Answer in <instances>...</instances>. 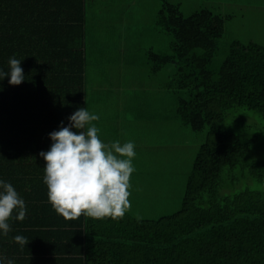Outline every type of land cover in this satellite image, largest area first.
<instances>
[{
    "label": "trees",
    "instance_id": "1",
    "mask_svg": "<svg viewBox=\"0 0 264 264\" xmlns=\"http://www.w3.org/2000/svg\"><path fill=\"white\" fill-rule=\"evenodd\" d=\"M89 6V0H0V72H9V59L15 57L25 76L20 86H11L10 77L0 75V180L17 191L47 189L27 177H44L40 153L50 149V133L60 129L53 126L59 113L85 108ZM144 17V26L129 30L145 32L147 39L156 30L173 38L168 52L146 51L152 75L175 68L166 82L159 77L155 83L164 107L170 96L174 106V118L164 121L170 124L160 127L156 140L170 154L157 148L155 167L174 172L176 153L186 146L177 144L185 143L175 138L179 126L206 132L180 207L157 218L127 211L118 219L82 215L66 221L41 194L34 202H44L46 211L35 212L48 220L20 222L14 213L8 235L0 230L3 264L7 259L14 264H264V161L252 154L257 136L246 137L225 125L229 111L237 108L254 111L264 121V45L231 40L215 66L227 33L223 12L202 7L185 15L180 4L161 0ZM127 56L130 62L133 57ZM157 103L152 104L160 110ZM151 129V138L158 137L156 127ZM146 163L152 166V158ZM37 226L59 230H24ZM17 235L27 238L23 249L14 240Z\"/></svg>",
    "mask_w": 264,
    "mask_h": 264
},
{
    "label": "rangeland",
    "instance_id": "2",
    "mask_svg": "<svg viewBox=\"0 0 264 264\" xmlns=\"http://www.w3.org/2000/svg\"><path fill=\"white\" fill-rule=\"evenodd\" d=\"M131 1L132 0H128L123 8V16L128 18L127 27L132 25L135 27L145 21H137L136 18L140 15L139 9L131 7ZM171 1L173 4H180L181 10L185 15H190L202 7H209L217 12L224 13L227 18V33L221 40L219 49L221 51H219L216 58L215 66H219L223 61L225 47L231 40L237 38L245 42L254 41L264 45V0ZM151 5L158 8L156 2H152ZM140 11H142V9ZM144 14L143 12L142 18H145ZM140 26H144V24H140ZM128 36L129 38L124 40L112 39L109 44L110 48L111 44H113V46L116 45L119 48L118 50L123 49V79L126 80V85H131V81L135 80L140 81L141 84L144 82L150 83L143 84L144 88L142 89L148 91L150 85L154 97L156 95L154 91L157 88L155 83L159 77L166 82V80L169 79L168 77L174 74L175 68L171 65L158 76L152 75L148 64H145V59L147 58L146 51L153 48L161 52H168V50H170L169 45L172 44L173 38L166 33L160 34L158 30H156L155 34H152L149 39L146 38L147 35L145 32L141 34L130 32ZM105 42L108 43L109 41ZM127 55L131 57L135 56L134 58L136 61L130 64ZM130 60H133V58H130ZM113 73L119 74L121 71ZM171 97L172 96L169 98L170 102L172 101ZM226 121L227 123H225V125L231 126L232 128L237 127L239 133L246 135V137H251L252 135L257 136V140L253 144L252 154L255 158L259 159V161H264V121L262 118L254 111L245 108H237L229 111ZM128 130L129 133L134 131L136 134V156L133 160L136 171L130 178L131 187L129 191L131 194L129 200L131 208L128 212L134 213V215L139 218H157L165 213L174 211V209L177 211L184 195L183 188L187 176L192 168L198 148L205 140L206 132H195L189 126L186 128L179 126L175 138H182L185 140V143L179 144L177 142L178 140L176 142L181 147L182 145L186 146L183 152L176 153L177 158L174 160V172L165 174L162 169H157V167H155L153 158V156L156 155L155 151L157 148H160L163 153L170 154L166 148L167 146L164 148V145L159 146V144H157L156 140H160V137H156L154 132L153 138L143 137V132L139 129V123H136L134 127V123L130 122V128ZM164 137L166 136L164 135ZM150 158H152V166L146 163ZM169 164L173 163L170 161ZM150 167H152V169ZM253 183L260 184L257 182ZM260 185L261 188L264 189V183ZM166 187L170 188V191L167 190ZM253 187H257V185L253 184ZM168 207L169 211H167Z\"/></svg>",
    "mask_w": 264,
    "mask_h": 264
},
{
    "label": "clouds",
    "instance_id": "3",
    "mask_svg": "<svg viewBox=\"0 0 264 264\" xmlns=\"http://www.w3.org/2000/svg\"><path fill=\"white\" fill-rule=\"evenodd\" d=\"M9 66L10 71L0 75L10 77L11 86H20L25 80L21 61L11 57ZM99 119L87 108H80L69 117V126L61 124L58 131L50 133L51 147L40 153L46 162L43 181L48 201L66 221L82 215L95 220L118 219L131 208L129 189L136 171L135 144L103 142L98 135L100 129L93 123ZM14 213L19 221L26 218L25 201L11 183L0 180V230L5 236L11 231L9 221ZM14 240L21 249L28 244L21 235ZM6 264L14 261L7 259Z\"/></svg>",
    "mask_w": 264,
    "mask_h": 264
},
{
    "label": "crops",
    "instance_id": "4",
    "mask_svg": "<svg viewBox=\"0 0 264 264\" xmlns=\"http://www.w3.org/2000/svg\"><path fill=\"white\" fill-rule=\"evenodd\" d=\"M160 1L161 0H151V2L150 0H132L131 7L138 8L140 13L136 18L137 21L142 22V20H144V18H142L143 12L146 14L147 10H153L154 7L151 5L152 2H156L158 7ZM127 2L128 0H89L90 9L87 17L88 33L87 45L85 47L86 65L82 84V102L90 113L99 115L100 119L93 123L100 129L98 135L103 142L110 143L120 141V143L123 144L131 141L136 145V134L134 131L129 133L128 130L130 128V122L134 123V127L136 123H139V129L140 131L142 130L143 137H151V126L153 125L156 127L157 135L159 136L161 135L160 127L165 128L166 125L170 124L168 121L169 123L165 125L166 122L164 121L170 116L174 118V106L171 105L170 100H168L167 106L164 107V100H161V94L157 95L159 86H157L154 91L157 95L155 98L152 97L153 94L150 85L148 91L142 89L144 88L143 84L150 83L141 84L140 81L135 80L131 81V85H126V80L123 79V49L118 50L119 48L116 45L113 46V44H111L110 48L109 44L112 39L124 40L129 38L128 34H130L131 30L126 26L128 18L123 16V8ZM141 9L142 11H140ZM142 30L140 28L139 33H141ZM105 41L109 42L107 43ZM133 61L134 60H131L129 63L131 64ZM118 71H121V73H113ZM153 102H158L157 104H161L162 108L158 110L157 106H153ZM72 114L73 112L59 113L56 121L57 124L53 126L61 127V124L64 126L67 124L69 126V117ZM164 128H162V131H164ZM149 130L150 132L148 133ZM38 167L43 170V168L46 167V162L42 161ZM27 178V180H31L33 184L44 182L43 176ZM33 190L32 188L24 187L22 192L19 190L17 191L20 197L25 201L27 210L26 218L22 222L31 220L32 222L40 223L48 220V216L45 213L35 212L46 211L43 204L44 202H34V197L40 198L45 196L47 194V189L42 188L41 193L40 191L36 193ZM36 205L39 206L36 207ZM29 215L31 218L28 217ZM57 216L59 217V215ZM60 217L64 219L62 216ZM30 229H37V231H54L57 227L37 226L36 228L31 227L24 230Z\"/></svg>",
    "mask_w": 264,
    "mask_h": 264
}]
</instances>
